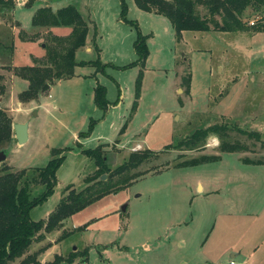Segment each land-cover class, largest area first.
Returning a JSON list of instances; mask_svg holds the SVG:
<instances>
[{"label":"rangeland","instance_id":"obj_1","mask_svg":"<svg viewBox=\"0 0 264 264\" xmlns=\"http://www.w3.org/2000/svg\"><path fill=\"white\" fill-rule=\"evenodd\" d=\"M11 1L23 6L28 0H22V4ZM45 1H50L53 10L66 5L77 8L87 21L86 46L91 51L87 54L79 48L74 60L97 59L104 66L75 67L72 77L52 83L36 100L21 102L17 95L27 87L15 72L41 64L52 35L64 37L69 29L60 28L62 31L55 33L50 30L51 34L40 30L37 34L36 29H29L37 4L15 9L16 18L27 31L19 30L20 25L12 21L10 27L17 38L13 42V62L18 66H0V96L5 100L0 101V108L12 124L27 123V140L17 144L13 135L12 142L3 147L6 159L0 165L13 171L44 168L52 149H70L62 152L52 192L29 211L30 218L45 219L65 186L78 189L85 185L93 166L79 153L80 149L102 145L111 168L132 151L161 153L133 171H148L143 176L73 213L61 227L45 234L43 241L31 244V249H37L49 243L42 252L41 264L51 261L54 254L66 257L84 249L86 263L82 255L75 254L57 264H218L216 258L201 260L197 250L211 225L218 228L226 218L234 227L229 241H239L240 225L251 217L244 243L258 244L263 215L245 217L240 224L236 218L229 220L233 216L226 214V206L233 199L236 204L243 201L253 211L264 200V166L241 161L264 163V32L184 31L176 41L167 20L137 9L132 0H124L125 18L134 21L136 29L119 19L120 0ZM197 11L205 14L200 7ZM263 16L264 11L254 14L246 10L242 20L246 25H255ZM1 29L0 43L7 46V30ZM137 32L144 37L147 50L142 66L117 68L136 60L132 45ZM137 76L138 98L131 109ZM97 84L103 86L108 103L103 115L93 103ZM90 120L94 123L87 137L78 138ZM211 125L225 127L224 142L241 149L221 152L219 139L211 134L196 150L164 149L194 130ZM240 131L256 133L258 138ZM201 156L216 160L180 165ZM196 180L220 188V199L217 195H199L194 188ZM39 191L37 188L31 195ZM221 197L227 204H222ZM190 218L193 220L184 228L182 221ZM263 250L251 258L246 257V250L241 253L244 258H238L247 264H259ZM224 260L221 258L220 264Z\"/></svg>","mask_w":264,"mask_h":264},{"label":"trees","instance_id":"obj_2","mask_svg":"<svg viewBox=\"0 0 264 264\" xmlns=\"http://www.w3.org/2000/svg\"><path fill=\"white\" fill-rule=\"evenodd\" d=\"M35 0H28L26 7H32ZM44 1V0H42ZM135 7L143 12H152L163 17L170 24L176 41L180 39L181 33L190 32H236L251 31L264 32V16L258 23L246 25L242 15L246 10L254 14H262L264 11V0H132ZM11 5L9 8L8 6ZM11 0H0V11L11 10ZM204 10L200 15L197 8ZM126 6L124 0H120L119 19L124 24L136 27V23L126 20ZM67 28L69 33L64 37L52 35L51 44L47 47V56L41 64L18 68L15 75L28 82L26 90L17 96L21 102L36 100L44 85H52L59 80L73 76L75 67H98L102 68L99 61H75L74 54L85 44L88 27L79 12L72 5H66L57 10L42 4L34 10L30 29L46 30L51 34V28ZM36 36V35H34ZM32 39V38H30ZM133 51L136 60L119 69L142 66L147 55L144 45V37L138 32L133 42ZM95 49V48H94ZM137 76L134 83V101L131 109L136 105L138 98L139 79ZM103 86L96 85L93 90V103L99 111L104 114L108 103L104 97ZM94 121L90 120L86 131L78 134V138L87 137ZM13 126L9 115L0 108V151L13 140ZM124 127V126H123ZM235 128V127H234ZM226 128L219 125H211L206 128L194 130L189 136L177 141L175 144L165 146L164 149L174 150H196L211 134L219 139V150L225 153L236 152L241 149L236 144L224 142L222 135ZM247 136H255L256 133L242 132ZM70 149H52L51 159L41 168L33 167L28 170L13 171L6 165H0V264H40L39 255L47 248L49 243L37 249H31V244L41 242L45 234L62 226L63 220L73 213L80 211L93 201L105 194L116 192L125 188L136 178L143 176L146 172L133 173L140 165L154 160L161 153L149 149L132 151L121 161L120 164L111 168L106 162V156L102 145L93 148L80 149L79 153L86 156L92 163V172L85 177V185L75 189L67 185L48 216L41 220L30 218L29 211L43 201L52 192L55 184L54 173L63 159L62 152ZM216 158L201 156L197 159L181 162L183 166H196L203 163L215 161ZM244 164L263 165L261 161L241 160ZM104 175L105 180L100 177ZM40 188L37 194L31 195L33 191ZM62 237V235H61ZM87 250L80 253L70 252L66 257L54 254L53 259L43 264H57L61 260L68 261L73 255L83 256L82 261L86 263Z\"/></svg>","mask_w":264,"mask_h":264},{"label":"crops","instance_id":"obj_3","mask_svg":"<svg viewBox=\"0 0 264 264\" xmlns=\"http://www.w3.org/2000/svg\"><path fill=\"white\" fill-rule=\"evenodd\" d=\"M16 3H17V1H16ZM33 4H37L36 9L41 7L42 4L47 6V7H49V6L51 7L50 1H45V0L42 2L36 0ZM24 6L26 7L25 4L23 6H20V5L18 6L17 4H15L13 2V6H12L11 10L5 9V10H3V12L0 11V27L3 29V30L1 29L2 31L7 30V40H8L6 42L7 46H5L3 44L1 45V43H0V66L1 67H5L8 64H12V66H14V67L18 66V65H15V63L13 62L14 48H15V46L13 45V42H15L14 40L16 37L14 38L15 29L11 28L10 25L13 21V23L20 25L18 28L19 30H23L25 32L27 31L25 28L22 27V24L20 23V21L15 16V9H17V7H24ZM8 7L10 8L11 5H9ZM34 10L32 11L33 12L32 16L34 14ZM31 19H32V17H31ZM84 21L87 24V21L86 20H84ZM60 28L61 27L51 28V31L53 32V30H54V33L62 31V29H60ZM29 29H30V27H29ZM19 30H18V32H19ZM87 34H88V31H87ZM86 37H87V35H86ZM0 42H1V40H0ZM86 45H87V40L85 38V44H84V47H82V50L88 54V53H90L91 48H89ZM77 50H79V49H77ZM74 56H75V54H74ZM1 70L2 69H0V71ZM25 84L27 87V81H25ZM49 89H50V86H49ZM3 100H4V97L0 96V101H3ZM256 166H264V165H256ZM194 188L199 193V195H201L202 197H205V198H208V197L211 198V197H214L216 195L217 196L221 195V193H220L221 189L220 188L209 187L208 185L204 186L198 180L195 181ZM219 196H218V198H219ZM194 197H196V196H194ZM221 201H222V204L226 203L224 200H222V197H221ZM258 207L259 208L251 211L249 209V205H246L243 201H240L239 203L236 204L233 199L232 200L230 199L229 205L226 206V209H227L226 214H228L229 217L233 216V217L229 218V220L230 219L234 220V218H236L237 222H239L240 224L242 221L245 222V220H246L245 217H249L252 215L253 218L256 219L258 217V214L263 215L261 227H260V228H262L261 240L259 241L258 244H254V245L251 244V246H250V245H248V242L246 244L244 243V237L247 238V236L249 234L251 217L248 218L249 221L246 220L245 223H242L240 225V227L242 228L241 229L242 234H239V235L242 236L241 237L242 239L239 241L238 240L229 241V232H233L234 227L229 225V221L226 218L225 224L218 226V228L217 227L215 228L214 224H212L211 227L208 229V231L205 233V237L201 241V243L199 244V247L197 250V252H198L197 254L200 256V259L205 261L208 259H215L216 258V263L220 264L219 260L221 258H223V259L226 258V260L228 258H234L239 262H243L244 264H247L244 260H242L241 258H238V257L244 258V256H242L241 253L244 254V252L248 251V254L246 257L251 258V257H253V255L256 252L260 251L262 249V247H264V200L261 202L260 206H258ZM192 220L193 219L190 218L189 221H182L183 227L186 228L188 226V222H191ZM263 254H264V250H263ZM39 260H40L39 261L40 264L42 263V261H44L42 254L39 255ZM226 260H224V261H226ZM263 261H264V255H263V259L261 260V262L259 264H261Z\"/></svg>","mask_w":264,"mask_h":264},{"label":"water","instance_id":"obj_4","mask_svg":"<svg viewBox=\"0 0 264 264\" xmlns=\"http://www.w3.org/2000/svg\"><path fill=\"white\" fill-rule=\"evenodd\" d=\"M49 88V85H44V87L42 88L41 92L43 93L44 91H46ZM27 123H16L13 124V126H11V129H13V133H14V138L17 141V144H22L25 143V141L27 140ZM6 159V153L4 151H0V163H2L4 160ZM105 178L104 175H102L100 177L101 180H103ZM121 209H124V206H121Z\"/></svg>","mask_w":264,"mask_h":264},{"label":"built area","instance_id":"obj_5","mask_svg":"<svg viewBox=\"0 0 264 264\" xmlns=\"http://www.w3.org/2000/svg\"><path fill=\"white\" fill-rule=\"evenodd\" d=\"M19 4H22V0H18ZM221 264H244L243 262H239L234 258H228L226 261L222 262Z\"/></svg>","mask_w":264,"mask_h":264}]
</instances>
